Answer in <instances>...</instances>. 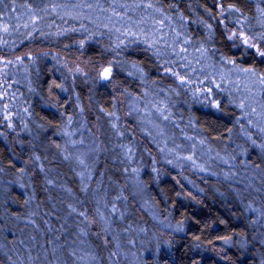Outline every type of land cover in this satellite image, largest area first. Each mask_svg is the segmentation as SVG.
<instances>
[{
    "label": "trees",
    "instance_id": "16d2710c",
    "mask_svg": "<svg viewBox=\"0 0 264 264\" xmlns=\"http://www.w3.org/2000/svg\"><path fill=\"white\" fill-rule=\"evenodd\" d=\"M53 1L67 0H50ZM71 2L75 3L74 0ZM103 2L111 8L113 0L111 4ZM114 2L134 9L141 0ZM154 2L164 15L172 18L171 23L165 21V25L170 30L179 31L181 39L190 41L191 51L203 46L215 65L223 64V57L235 60L238 67H253L258 75H264V63L259 58L244 55V49L238 50L227 39L233 24L228 20L221 24L218 20L219 2L225 7L236 4L244 15L254 19V0ZM29 3L33 6L30 0H5L0 4V13L4 12L5 5L8 12L27 6L31 9ZM148 12L152 13V10ZM5 20L14 27L19 26V31L1 33L0 58L13 61L18 55H31L37 73L29 70L16 74V80L30 78L31 83L25 89L19 88L18 82L14 84L10 71L6 72L7 75L0 73V97L3 98L0 99V168L4 169L0 172V264H31V254L35 257L34 263L39 257L47 261L39 264H51L55 247L60 248L63 256L58 259V264H78L70 253L75 250L79 254L83 247L84 254L88 251L96 257L88 264H109L111 261L128 264L116 260V255H110L115 253V245L121 246L123 253H128L126 244L120 243L123 240L120 232L141 228L148 236L160 230L158 222L178 233L165 231L169 240L156 241L155 247H150L145 257L134 264H264V226L261 225L264 220L255 222L249 212L250 205H254L257 199L244 188L213 179L192 177L199 192L183 188L178 182V174L160 161L152 136L144 131L149 129L155 135V130L125 116L130 103L143 108L148 98H152L148 96L151 88L179 89L180 96H175L176 109L180 112L179 125H185L183 117L189 111L194 119L193 132L209 146L214 145L209 150L212 152L226 140L240 115L233 102L220 100L217 113L190 104L187 105L188 111L182 110L189 95L182 93L172 75L165 74L162 65L167 58L157 57L155 49L149 48L139 37L124 36L116 30H104L72 19H36L35 31H32L33 20L14 22L7 17ZM25 23L29 28L23 27ZM117 44L120 45L118 48ZM64 60L75 65L71 68V76L59 66L66 65ZM110 63L111 78L102 84L98 77L85 70L92 73L97 67L94 64L109 67ZM76 67L87 76L77 75ZM5 89L9 91L6 93ZM261 101L264 103V93ZM27 102L31 108L28 114L4 121L2 113L6 105L21 109ZM76 104L81 113L75 111ZM112 110L117 111L120 118L125 116L137 152L147 151L153 157V161L145 157L146 153L142 157L145 166L142 176L144 192L141 194L133 191L119 175L122 174V161H119L114 135L105 120V114ZM69 118H82V128L78 135L65 137L63 131ZM75 150L78 154L74 153ZM80 160L84 165L79 163ZM84 167L92 169L94 181L83 193L79 190L76 174ZM49 180L53 183L49 184ZM97 200L101 201L107 225L96 216ZM113 203L123 213L122 218L111 215ZM69 205L76 207L77 211L86 209L89 217L95 218L90 227L91 234L82 238L83 243L76 232L78 222L75 219L80 220V217L70 214ZM128 223L130 226L126 225ZM105 226L108 231L98 238L96 233ZM223 237H231L230 243L225 244ZM32 241H35L33 249H29L28 243Z\"/></svg>",
    "mask_w": 264,
    "mask_h": 264
},
{
    "label": "rangeland",
    "instance_id": "374dc122",
    "mask_svg": "<svg viewBox=\"0 0 264 264\" xmlns=\"http://www.w3.org/2000/svg\"><path fill=\"white\" fill-rule=\"evenodd\" d=\"M31 1L33 4L32 6L29 3L31 9L27 6L25 8L21 7L19 10H11L5 15V19L7 17V20L14 22H27L34 19L36 20L47 18L56 19L58 21L72 19L95 25L104 30H116L117 28H120V32L124 33V36L127 35L128 37H139L140 40H144V32L140 28L131 27V25L127 24V18L130 17L132 21H140L142 18H145L147 19V28L151 29L153 25H155L157 28L159 27V24H157L153 19L149 18L148 13L140 8L128 9L125 22H120L116 16L112 15V8L104 5L103 1L110 2L111 0H74L75 3H72V0H67L64 2L60 1L58 3L54 1L51 3L50 0H30V2ZM86 4H92L93 7L91 9L84 7L83 5ZM54 5L57 6L56 11L52 10ZM74 5H81V7L74 8ZM103 9H107V11H103ZM117 11L124 15L123 10H121L119 7H117ZM152 15L160 18L155 13H152ZM238 15L239 14H232L228 17L227 20L229 22L234 21L236 19V16ZM109 16H112V21H114L115 23L109 21ZM218 20H220L219 15ZM5 22L7 21L5 20ZM225 22L227 21L225 20ZM251 26L254 30H258L257 21L255 20V18L251 20ZM164 31L169 34L168 40L169 42H171L173 33L171 32L170 27L166 25ZM148 35H152V33L149 31ZM186 47L188 48V52L191 53L189 59L192 60V64L187 68L176 67L173 70L179 71L182 75L187 74L185 78L190 80L191 83L181 85L179 80H177L175 77H171L177 81V85L179 86L182 93H186L189 95L188 99L186 98L187 102L182 106V110L188 111L187 105L189 106L190 104L193 106H198L202 110L204 109L206 111L207 109H209L217 113L218 109L214 106V103L219 102L222 99H226L229 100L230 103H234L240 115L231 126V132H229L226 140L224 142H221L220 145H218V147H216V149L211 152L209 150L213 148L214 145L209 146V144L204 141L198 133L193 132L194 119L192 115L189 114V111L186 113V116L183 117L184 120L182 119L183 124L185 125H179V122L181 121L178 117L180 116V112L176 109L175 104V96H180L179 89L176 90L170 87H165V89H163L164 92H161L160 90L151 88V95L148 96H151L152 98H148V101L154 99L163 101L169 108L172 121L166 122L168 127L166 126L165 122H162L161 126L164 128V137L157 136L155 141L152 140L153 144L157 148L160 161H162L166 165L171 166L173 168V172L178 174V182H181L183 184V188H189V191L191 192H199L196 186H194L195 184H193L194 181H192V177L195 179H213L219 182H226L229 186L232 187H236L239 189L244 188L245 192H248L257 199L254 202V205H250L249 209L250 214H252L254 217V221L259 222V219L264 220V148L261 147V145H264V132L259 131L258 127L250 126L248 118H246L244 115V110L238 107L241 99L247 97L249 93L246 90L238 91L232 85V82L239 80L241 88H243L245 84H248V80L245 79L242 75L232 74L230 79H226L224 82H221L219 76L220 70L223 69L224 71H227L228 69L232 68V65H225L220 63L215 65L212 63V61H210V54H206V57L202 59L199 64H197L196 57L200 55L199 52L191 51L188 45H186ZM18 56L24 57L23 64L16 63V57ZM18 56L14 57L13 64H10L7 69L1 67L0 73L3 74L4 72L10 71L11 76L14 78V84L16 85L18 82L17 86L19 88L25 89L27 84L29 86L31 83L30 78H27L25 80H16V74H23L29 70L37 73L35 67V59H28V54ZM56 56L64 59V57L62 56ZM166 58L168 60L176 59L174 56L170 55ZM64 62L66 65L59 64V66L63 70L68 72L71 76V70L75 65L66 62L65 60ZM82 62L83 61H81V63ZM176 63L179 65L181 62L176 61ZM83 67L86 68V65L83 64ZM94 67L95 68L92 70V73H90L87 69L85 70L89 74L98 77L101 84L110 80L100 79V73L106 67L95 64ZM193 69H195V71H193ZM76 74L82 77L87 76L82 74L81 71L77 72ZM205 77H207V79H205ZM85 81H87L86 78ZM200 81H203V83L201 84ZM216 85H220V87L218 88ZM208 88L212 89L211 93L207 91ZM8 91L9 89H5L6 93ZM252 93L255 96V100L253 101L251 99H248L245 100V103L250 104L252 107H258V103H262L261 94L264 93V88H262V86L260 85H256L252 88ZM6 106L7 107L5 108L4 113H2L4 114V118L12 117L15 119H19L22 115L25 116V114H28L31 110L28 102L27 104H23L21 109L18 106ZM134 107H137V105L134 102L130 103L125 116L127 115L129 116V118H133L135 121H140L147 128L153 129L152 125L146 122V119L143 117L142 113L132 111ZM248 110L250 111V109ZM75 111L81 113L80 106L77 104L75 106ZM16 112L17 114H15ZM112 112H115L116 116L119 117L117 111L112 110L111 113ZM124 118L119 117V119L117 120L116 117L105 114L106 123L111 128V133H113L114 135L113 140L116 144L117 152L120 155L119 161H122V174L119 173V175L123 176V182L126 183L130 188H132L133 191L141 194L142 192H144V181L142 179V176L143 168L145 166L142 157L145 155V153V157H150L152 161L153 157L149 155L147 151L145 153L137 152V150L135 149L136 145L134 144L135 140L132 135L133 133L125 123ZM7 120L9 119H4V121ZM82 123V118H78V120L71 119V123L68 122L65 131H63L64 136L67 137L69 135H78L79 130L82 128ZM114 123L117 125L119 132L123 133V135L118 134L117 130L112 127ZM186 137H192L193 139L188 140L186 139ZM249 137H251V139H249ZM201 140L204 141L203 144L200 143ZM252 140L256 141L255 145L252 144ZM165 144L168 149H173L176 145H180V148L175 152V155H169L167 151L161 152V148H164ZM193 145H195L194 149ZM71 146H73L72 141ZM123 146H128L131 148V158H129L127 148ZM193 152L195 154L197 164L203 166L205 171H200L199 168L193 167L191 162L189 161L175 159V156L183 157L193 154ZM74 153L78 154V150H75ZM168 160H172V163H168ZM224 160H228V163L225 164L223 162ZM81 172L85 174V177H87L89 174L91 175L92 178L90 180L85 179L84 181V183H87L88 186H90V184L94 181V172L89 167H84L77 171L76 178L80 187L79 190L82 191L83 185L81 182V177L79 175ZM100 204L101 201H99V205H97L96 203V206L100 207ZM101 211H103V209H101ZM121 213L122 212L119 211L118 215H115L117 219L122 218L123 215L121 216ZM27 221L29 222V219ZM75 222H79V220L75 219ZM101 222L106 225L108 224L107 220ZM126 225L130 226L129 223ZM158 225L160 226L159 228L161 231L155 230L148 236L145 234V230L141 228L121 231L120 236L123 237V240H121L120 243L126 244L125 246L128 253H123V249L121 248V246L115 245L114 251L116 253V260L127 261L131 264H134L137 260H140L139 258L143 259V257H145V254L147 253L148 249H150V247H155L156 241L161 242L165 239L169 240V236L164 233L165 231L171 234L178 233L175 232L176 230L168 228L163 223L158 222ZM261 225L264 226V222L263 224L261 223ZM105 228L107 227L105 226ZM78 231L79 229H76L77 233ZM145 239L147 241L146 243H144ZM34 242L35 241L30 242V244L28 243L29 249H33L32 246ZM165 248L167 247L165 246ZM59 251V247L54 248L52 254L55 257L51 258V264H58V259L63 257L61 256V252ZM84 252L85 248L83 247L79 255H84ZM30 260L32 261L31 264L47 262L45 259L38 257L34 263L35 257L33 254L30 255ZM78 264H82V262L79 261ZM83 264H88V261L83 262ZM109 264L116 263L111 261Z\"/></svg>",
    "mask_w": 264,
    "mask_h": 264
},
{
    "label": "snow or ice",
    "instance_id": "6c2138e0",
    "mask_svg": "<svg viewBox=\"0 0 264 264\" xmlns=\"http://www.w3.org/2000/svg\"><path fill=\"white\" fill-rule=\"evenodd\" d=\"M14 2V0H13ZM219 2V0H218ZM256 4V16L254 17L257 21L258 30H254L251 26V20L252 17L246 16L243 14L242 10L236 6V4H228L227 7L224 6L222 2H219V23H224L225 20L228 19L229 16L232 14H239L236 16V19L234 21H230V23L233 24L232 29L229 31V34L227 36V39L229 41L233 42V46L239 49H244L243 54L244 55H252L253 58H259L260 62L264 63V0H254ZM5 0H0V4H4ZM84 7H87L91 9L93 7L92 4H86L83 5ZM112 8V15L116 16L120 22L124 23L126 19V13L128 11V7L125 4H119L116 5L114 0L113 4L110 5ZM74 8H79L81 5H74ZM117 7H119L121 10H123L124 15H122L120 12L117 11ZM135 8H143L146 13H148V17L153 19L157 24H159V27L157 28L155 25L151 29L147 28V19L142 18L140 21H132L131 18H127V24L131 25V27L140 28L145 35L143 43L147 44L149 48L155 49V55L157 57L160 56H174L175 60H168L165 59L164 65L162 67L164 68L165 74H170L173 77H175L181 85L190 84L191 81L186 79V75H182L178 71H174L173 69L176 67H182L187 68L192 64V60L189 59V56L191 53L188 52V48L186 45L190 43L188 39H181V33L177 31L175 28H172L171 31L174 33L172 36L171 42L168 40V33L164 31V28L166 27L165 21H168L171 23V17L164 15L162 9L160 7L156 6V3L154 0H141L140 3H136L134 5ZM57 6H53V11H56ZM148 10H152V13H158L160 18H157L156 16H153L152 13H149ZM103 11H107V9H103ZM8 12L7 5H5V9L3 13H0V33L3 34H9L12 30L19 31V26H13L10 22H5L4 17ZM110 22L115 23L112 21V16L108 17ZM32 31H35V19L32 21ZM144 26V27H142ZM25 29L29 28V24L25 23L23 25ZM225 27L227 28L228 25L226 24ZM209 28L211 26L209 25ZM117 32H120L121 29L117 28ZM151 32L152 35H148V32ZM31 33H29L30 35ZM3 43H7V41H3ZM120 45L117 44L116 47L118 48ZM170 50V51H168ZM197 52H199V56L196 57V63L199 64L202 59L206 57L207 49L201 46L200 48L196 49ZM47 55V54H45ZM28 59L32 60L33 57L29 56ZM223 64L225 65H232V68L228 69L227 71H224L223 69L220 70L219 76L221 82H224L226 79H230L232 74H238L242 75L245 79L248 80V84H245L243 88H241V84L239 80L232 82L233 87H235L238 91H247L249 95L245 97L244 99H241L240 103L238 104V107H240L242 110H244V115L246 118H248L249 125L252 127H258L259 131L264 132V103H258V107H252L250 104L245 103V100L251 99L255 100V96L252 93V88L256 85L262 86L264 88V75H258L255 68L248 67V68H242L238 67L235 60L231 59H225L221 57ZM24 57L18 56L16 57V63L17 64H23ZM176 61H180L181 63L178 65ZM0 63L3 64L4 69H7L10 64H13V61L11 60H3L0 58ZM170 65V66H169ZM133 67H136L133 65ZM77 72H80V69L76 70ZM195 71V69H193ZM4 75H7L6 72L3 73ZM112 75V67L111 63L109 67L104 68L100 73V79L101 80H109ZM207 79V77H205ZM202 84L203 81H200ZM218 88L220 85H216ZM57 87H60V85H57ZM161 92H164L163 89L160 90ZM207 91L211 93L212 89L208 88ZM145 97L148 95L146 92ZM0 99H3L0 97ZM137 100L140 98L137 97ZM214 106L219 109L220 105L219 102H215ZM7 107V106H6ZM250 109V111L248 110ZM132 111H135L137 113H143V117L146 119V122L150 125H152V128L155 129L156 135H152V131L149 129H144L147 135L152 136V139L155 141L157 136L164 137V128L161 126L162 122H172L171 121V113L169 111L168 106L160 100H149L143 105V108L140 107H134ZM131 114V113H129ZM109 116L116 117L118 120L119 117L116 116L115 112L108 113ZM6 119H10V117H5ZM255 118V119H253ZM69 123H71V118H69ZM178 126V125H177ZM114 129L117 130L118 134L123 135V133L119 132V129L117 128V125L114 123L112 125ZM188 140H192V137H186ZM251 139V137H249ZM201 144L204 143L203 140L200 141ZM252 144L255 145L256 141L252 140ZM127 148V152L129 154V158H131V148L128 146H123ZM262 148H264V145H261ZM180 148V145H176L173 149H168L166 144L164 148H161V152L167 151L169 155H175V152ZM195 148V145H193V149ZM68 157H65L67 159ZM36 159H39V157H36ZM176 160H184L191 162L193 167L199 168L200 171H205L203 166L198 165L195 159V154L186 155L183 157L175 156ZM225 164L228 163V160L223 161ZM79 163L81 165H84V161L80 160ZM168 163H172V160H168ZM4 169L0 168V172H3ZM23 171V170H21ZM81 182H82V191L87 192L89 190V186L87 183H84L85 179L90 180L92 177L89 174L87 177H85V174L81 172L80 174ZM227 178V177H226ZM49 184H52L53 181L49 180ZM71 192V190H68ZM117 199H120V197H117ZM97 205H99V200L96 201ZM107 205H105V208ZM69 208L71 210V213H75L78 217H80V220L78 222V237L81 238V243H83V237H87L91 234L90 232V226L95 223V218H90L88 211L82 210L77 211V208L69 205ZM119 212V209L116 207V204H112L111 208V215L115 216L116 213ZM123 214L121 213V216ZM96 216L99 218L100 221H106V214L105 212L101 211L100 207L98 206L96 209ZM108 231L107 228L102 229L100 233H96L97 237H101ZM223 242L225 244H229L231 241V237H223ZM108 241L105 240V244L107 245ZM71 256L75 257L78 261L85 262V261H95L96 257L92 256L88 253H85L84 255H79L75 250L70 253ZM110 255H116V253H111ZM199 264V262H197Z\"/></svg>",
    "mask_w": 264,
    "mask_h": 264
}]
</instances>
